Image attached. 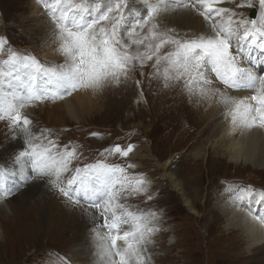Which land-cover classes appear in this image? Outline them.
Returning <instances> with one entry per match:
<instances>
[{
  "label": "rangeland",
  "instance_id": "obj_1",
  "mask_svg": "<svg viewBox=\"0 0 264 264\" xmlns=\"http://www.w3.org/2000/svg\"><path fill=\"white\" fill-rule=\"evenodd\" d=\"M153 1L63 0L59 7V0H0V61L9 55L17 66L25 61L28 84H40L33 112L6 117L0 126V137L7 131L11 141H18L17 147L0 145V194L13 207L0 206L5 238L0 240V264H71L73 238L80 229L69 220L84 213H94L95 224L101 214L152 219V231L141 235L143 250L153 251L146 264H264V247L247 252L254 242L229 231L214 207L224 188H264V169L233 164L226 141H204L198 124L205 111L194 96L202 80L199 65L216 56L221 59L217 66L227 67L222 53L235 59L238 47L249 48L253 38L244 36L246 30L255 40L249 53L255 57L263 52L264 0L224 5L234 22L222 30L235 35L223 41L211 38L215 33L209 30L183 27L176 16L161 17L151 8ZM252 9L257 10L255 19L248 18ZM40 15L54 27L50 33L56 42L51 44L49 37L51 45L38 28ZM239 60L248 68L240 78L234 72L237 82L226 83L225 89L235 91L247 81L261 86L264 65L246 55ZM68 69L75 75L71 87L60 80ZM229 70L227 78L233 74ZM10 72L0 75V86L2 79L9 81ZM46 75L47 83L55 85L43 87ZM81 90L91 97L98 94L96 102L79 106L75 97ZM184 109L196 113L189 116ZM187 116L189 124L184 122ZM195 139L202 145L192 147ZM196 154L206 158L194 163L192 185L183 186L200 191L197 212L166 176L182 173L178 166L183 158ZM34 187L44 190L37 195L31 192ZM164 217L167 221L158 223Z\"/></svg>",
  "mask_w": 264,
  "mask_h": 264
},
{
  "label": "bare ground",
  "instance_id": "obj_2",
  "mask_svg": "<svg viewBox=\"0 0 264 264\" xmlns=\"http://www.w3.org/2000/svg\"><path fill=\"white\" fill-rule=\"evenodd\" d=\"M161 1L162 0H154L150 4L151 8L155 9V11L158 12L161 17L169 18V15L176 16L179 20V23L184 25L183 27H187V29L192 28L193 30H200V32H202V30H209V33H215V35L213 34L211 38L215 37V39H220V41H223V39H221L222 37L224 38L225 36H229L227 40H230L235 35L234 33L222 30V28H225L226 25H231L234 22L232 20V11L226 14V10L223 9L224 5L226 4H231L232 6H234L231 0H166L164 1L165 7L163 8V10L160 9L162 7H160ZM209 2H212V5H210ZM62 4L63 0H59L58 6L61 7ZM210 8H212L213 10H211ZM47 11L49 10L47 9ZM202 13L207 14L208 17H210L211 15L213 16L210 18L206 16L205 18ZM210 19H212L213 21ZM38 20V28L40 27L45 34V36L43 37V41L49 43V45H51L52 42H56V40L51 36V29L53 26L52 24H50L47 17L45 15H40ZM262 31L264 32V28L262 29ZM33 32L36 31L33 30ZM244 36H248L249 38L252 36L253 38L251 40V44H249L248 46V49L246 47L247 44L244 47H238L236 49L235 59H232L230 56L222 53L221 57L222 59H224L223 61H225V65H227V67L221 68L217 66L221 59H218L216 56H210L209 58H207V61H205V63L199 65L203 67L198 72V76H201L202 80H199L200 82L198 83V85H200V91L195 92L194 96L200 101V103L203 104V106L199 107L205 111L203 112V115H205L206 117L200 115L201 118L199 119L198 125L203 126L200 135L206 136V139H204V141H206L207 144L226 141V144H228L226 151L228 152L227 156L233 164H248L249 166L251 165L252 167L258 169H264V78L261 83L262 85L259 87L254 81H247L244 83L245 85L242 88L236 89L235 91L225 89L226 83L235 84L237 82L236 74L234 72H236L238 75L237 77L240 78V76L244 75L246 68H248V66L243 65L244 63H240L241 60H239L244 55H246L247 58L252 57L254 63L260 64L261 68L264 65V38L262 44L260 45V47H263V52H260L261 54H255L254 57L253 52L249 53L252 48L251 46H253L252 43L255 42L253 37L254 34L250 30H246ZM49 37H52L51 44ZM225 39L226 38H224V40ZM49 45H47L48 49H50ZM1 46L2 42L0 41V47ZM222 47L225 48L226 46L223 45ZM54 51L55 50H53V52ZM202 53H204V51H202ZM16 62L17 60L12 57V55L7 56L2 61H0V73H2V71L4 70L11 71L9 75V81H5L3 86L0 87V126L2 125V121L5 117H15L16 115L20 114L21 116L29 115L30 112H33L32 103L34 102L37 94L40 92L38 89L40 84L38 85V87L28 84L27 63L25 61H22L21 65L17 66ZM14 68H18V74L13 72ZM229 68L233 70V74L231 75L232 77L227 78L226 74L228 75L229 73H231ZM189 70H187V72ZM258 71L260 70L258 69ZM43 78V87L48 85H55L53 81L47 83L50 80L47 75L46 79L44 76ZM74 78L75 75L73 74V70L68 69L67 75L65 74L60 80L65 84V86L71 87L75 81ZM96 95L95 97L88 96L85 90L75 97V102L79 104V106H84L89 103H93L94 101L96 102ZM71 109L72 107H69V111L72 113ZM81 109H83V107H81ZM184 111H186L189 116H194L193 113H196L191 110L188 111L186 109H184ZM189 121L190 119H188L187 116L184 122L189 124ZM6 132H3L4 134L2 133L3 135L0 137V145L4 147L6 144H11L10 146L13 145L17 147L18 141H11L12 135H9ZM199 141L197 139H195L194 141L192 140V147H198L199 144L202 145V141ZM2 152L4 151L1 150V153ZM198 155L200 154H196L191 158L193 163H190L191 160H189L188 158H183L184 164L178 166L182 167V173H179L178 171L173 173L167 172L166 175L173 180L174 186L182 191L181 194L185 198L186 204L189 209L195 212H197L196 203L199 202L202 195L199 196L200 191H196L193 188H189L188 191L183 186V182L185 183L186 187H188L189 184L192 185V182L194 180V163L200 165V159L202 157L203 159L206 158L205 154L201 156ZM169 164L170 163L167 162L166 166ZM195 168L197 169V166H195ZM177 177H180V179H182L183 181L177 179ZM246 187H244L243 189H239L238 191L237 189H234L232 187L224 188L223 191H220V195L216 197L217 201L214 207L215 209H217V211H215L219 213L220 216L223 215L224 221H226L225 227L229 231H239L243 233L246 238V243L254 242L249 246V248H247V252H251L260 247H264V188L256 187V189H253L248 185ZM41 190H44L43 187H34V190H32L31 192H34L38 195V192H41ZM193 191H195L194 195H192ZM46 195L44 193V196ZM239 197L240 200H243L242 204L240 203L239 199L237 200V198ZM11 205L12 204L8 200H5L3 195L0 194V206L4 208V210L8 209L12 211L13 207ZM63 208H65L64 205ZM260 208L261 210L258 211ZM55 210L58 211V209ZM67 212L71 214L69 210H67ZM79 215H73V218L69 220L71 224L75 222V225H77L80 229V234L73 238L76 240V243L71 250L72 254L70 256L74 258V262H76L77 264H143V260L141 261L136 256L135 248L137 247V245H134L132 242L136 241V239L134 238V236H130V238H127L126 236L127 232H130V229H128V221L125 218H123L121 215H118L117 217L104 216L101 219L103 221L99 220V223L97 222L95 224L93 222L94 220H96L94 213L91 216L87 213ZM1 221L0 240H3L4 229ZM136 221L137 220L134 219V223H136ZM91 222L93 225L91 224ZM123 229L125 231H123ZM95 232H99V235L96 236ZM253 255H256V253H253L252 256Z\"/></svg>",
  "mask_w": 264,
  "mask_h": 264
},
{
  "label": "water",
  "instance_id": "obj_3",
  "mask_svg": "<svg viewBox=\"0 0 264 264\" xmlns=\"http://www.w3.org/2000/svg\"><path fill=\"white\" fill-rule=\"evenodd\" d=\"M250 16L254 18L256 16V10L253 9L250 13Z\"/></svg>",
  "mask_w": 264,
  "mask_h": 264
}]
</instances>
